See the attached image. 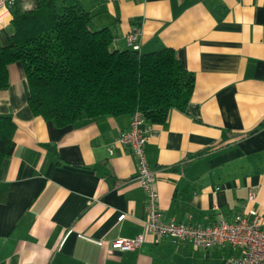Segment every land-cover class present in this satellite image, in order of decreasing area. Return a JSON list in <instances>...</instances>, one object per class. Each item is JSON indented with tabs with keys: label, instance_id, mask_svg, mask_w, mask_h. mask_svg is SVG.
<instances>
[{
	"label": "crops",
	"instance_id": "1",
	"mask_svg": "<svg viewBox=\"0 0 264 264\" xmlns=\"http://www.w3.org/2000/svg\"><path fill=\"white\" fill-rule=\"evenodd\" d=\"M79 1L93 30L110 29L113 50L128 49L140 27L141 53L173 49L195 75L186 112L150 125L145 144L164 220L208 226L250 210L264 219V0ZM4 31L13 33L11 21ZM9 81L0 115L15 122L16 147L0 171V264H224L228 248L150 235L136 251L108 255L113 241L145 234L137 161L118 143L131 116L58 128L33 114L19 63Z\"/></svg>",
	"mask_w": 264,
	"mask_h": 264
},
{
	"label": "trees",
	"instance_id": "2",
	"mask_svg": "<svg viewBox=\"0 0 264 264\" xmlns=\"http://www.w3.org/2000/svg\"><path fill=\"white\" fill-rule=\"evenodd\" d=\"M32 1L26 9L16 0L13 33L0 38V89L9 87V67L19 63L35 116L64 128L139 112L150 126L165 125L172 110L186 112L196 79L173 49L113 50L110 29L93 30L79 0ZM15 131L13 119L0 115V171L14 153Z\"/></svg>",
	"mask_w": 264,
	"mask_h": 264
},
{
	"label": "built area",
	"instance_id": "3",
	"mask_svg": "<svg viewBox=\"0 0 264 264\" xmlns=\"http://www.w3.org/2000/svg\"><path fill=\"white\" fill-rule=\"evenodd\" d=\"M15 4L16 0H0L2 25L11 21V10ZM140 34V27H134L126 36L125 42L129 49L140 51ZM149 127L144 117L135 112L131 115L128 130L118 138V143L130 149L136 158L137 181L147 196L143 220L145 234L113 241L107 254L136 251L145 243V235H150L156 243L168 238L173 244L189 243L195 249L228 248L231 253L224 258V264H264V219L256 210L236 214L231 220L222 219L208 226L186 224L175 219L164 220L156 188L157 176L145 152ZM249 199L254 201V194H250ZM125 217V214L121 215L118 220L122 221ZM84 239L100 247L104 245L102 240Z\"/></svg>",
	"mask_w": 264,
	"mask_h": 264
}]
</instances>
